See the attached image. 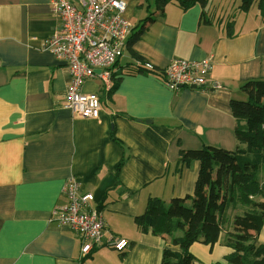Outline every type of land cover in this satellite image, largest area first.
<instances>
[{
	"label": "crops",
	"instance_id": "crops-1",
	"mask_svg": "<svg viewBox=\"0 0 264 264\" xmlns=\"http://www.w3.org/2000/svg\"><path fill=\"white\" fill-rule=\"evenodd\" d=\"M52 1L0 0V264H160L164 247H179L141 231L135 218L149 198L192 194L200 165L181 161L182 150L236 149L230 100H244L242 84L264 78V16L240 9L241 0H168L162 8L126 0L131 30L110 80L82 86L100 99L90 118L65 107L66 63L43 46L59 26ZM202 58L212 68L201 88L170 89L133 67ZM72 177L93 194L105 239L130 241L125 251L103 245L83 256L76 234L52 219ZM257 239L264 243V226ZM189 249L201 264L231 251L219 242Z\"/></svg>",
	"mask_w": 264,
	"mask_h": 264
},
{
	"label": "trees",
	"instance_id": "trees-1",
	"mask_svg": "<svg viewBox=\"0 0 264 264\" xmlns=\"http://www.w3.org/2000/svg\"><path fill=\"white\" fill-rule=\"evenodd\" d=\"M167 1L159 0V8ZM178 2L187 7L204 0ZM254 2L264 16V0H241L239 7L247 11ZM241 90L244 100H230L236 149L182 150L181 161L200 165L192 194L169 201L149 198L135 218L141 231L150 230L179 247H164L160 264H201L189 249L194 242L230 248L222 260L210 264H264V243L257 239L264 226V78L244 82Z\"/></svg>",
	"mask_w": 264,
	"mask_h": 264
},
{
	"label": "built area",
	"instance_id": "built-area-1",
	"mask_svg": "<svg viewBox=\"0 0 264 264\" xmlns=\"http://www.w3.org/2000/svg\"><path fill=\"white\" fill-rule=\"evenodd\" d=\"M126 0H56L52 12L59 26L43 46L64 60L69 73L65 91V107L77 116L96 118L100 99L96 93L82 90L88 79L98 78L108 82L113 71L110 67L122 55L131 25L124 18ZM134 69L154 72L170 89L180 87L201 88L207 82L212 62L209 58L199 60L179 59L157 69L147 60H136ZM98 69V71H97ZM61 194L65 204L54 207L52 219L69 228L80 241L83 256L95 248L106 245L123 252L130 246L124 237L112 235L105 239L104 220L94 206V196L82 188L75 178L64 181Z\"/></svg>",
	"mask_w": 264,
	"mask_h": 264
},
{
	"label": "rangeland",
	"instance_id": "rangeland-1",
	"mask_svg": "<svg viewBox=\"0 0 264 264\" xmlns=\"http://www.w3.org/2000/svg\"><path fill=\"white\" fill-rule=\"evenodd\" d=\"M240 1V0H239ZM150 5L152 6L153 5V0H150ZM251 7L254 9H256L257 8V3L256 2H254L252 5H251ZM250 7V8H251ZM183 198V197H182Z\"/></svg>",
	"mask_w": 264,
	"mask_h": 264
},
{
	"label": "bare ground",
	"instance_id": "bare-ground-1",
	"mask_svg": "<svg viewBox=\"0 0 264 264\" xmlns=\"http://www.w3.org/2000/svg\"><path fill=\"white\" fill-rule=\"evenodd\" d=\"M55 2H56V0H53L52 3H51V5H53Z\"/></svg>",
	"mask_w": 264,
	"mask_h": 264
},
{
	"label": "water",
	"instance_id": "water-1",
	"mask_svg": "<svg viewBox=\"0 0 264 264\" xmlns=\"http://www.w3.org/2000/svg\"><path fill=\"white\" fill-rule=\"evenodd\" d=\"M97 71H98V69H97Z\"/></svg>",
	"mask_w": 264,
	"mask_h": 264
}]
</instances>
